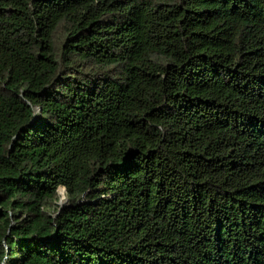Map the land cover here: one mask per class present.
Here are the masks:
<instances>
[{
  "label": "trees",
  "instance_id": "obj_1",
  "mask_svg": "<svg viewBox=\"0 0 264 264\" xmlns=\"http://www.w3.org/2000/svg\"><path fill=\"white\" fill-rule=\"evenodd\" d=\"M0 264H264V0H0Z\"/></svg>",
  "mask_w": 264,
  "mask_h": 264
},
{
  "label": "rangeland",
  "instance_id": "obj_2",
  "mask_svg": "<svg viewBox=\"0 0 264 264\" xmlns=\"http://www.w3.org/2000/svg\"><path fill=\"white\" fill-rule=\"evenodd\" d=\"M65 190H66V189L63 188V187H61V188L59 189V192H60V194H61V196H62V197H61V200H60V203H61V202H62L63 204L65 203L64 205H66L67 202H68V200H67L66 197H65V196H66V194H65V193H66ZM64 205H63V206H64Z\"/></svg>",
  "mask_w": 264,
  "mask_h": 264
},
{
  "label": "water",
  "instance_id": "obj_3",
  "mask_svg": "<svg viewBox=\"0 0 264 264\" xmlns=\"http://www.w3.org/2000/svg\"><path fill=\"white\" fill-rule=\"evenodd\" d=\"M65 197H66V196H65ZM66 199L68 200V198H67V197H66ZM60 204L63 206L65 203L63 204V203L61 202Z\"/></svg>",
  "mask_w": 264,
  "mask_h": 264
}]
</instances>
